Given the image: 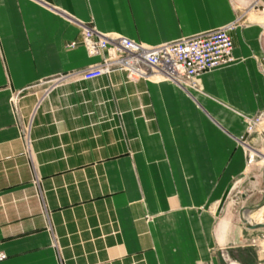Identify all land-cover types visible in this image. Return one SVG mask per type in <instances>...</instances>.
<instances>
[{"label": "crops", "instance_id": "0c3cea01", "mask_svg": "<svg viewBox=\"0 0 264 264\" xmlns=\"http://www.w3.org/2000/svg\"><path fill=\"white\" fill-rule=\"evenodd\" d=\"M251 16L235 62L195 90L83 80L101 61L83 25L152 48L236 23L233 0H0V264H264V228L243 221L264 224V207L225 204L264 166V135L248 133L264 113Z\"/></svg>", "mask_w": 264, "mask_h": 264}, {"label": "built area", "instance_id": "2783aa9c", "mask_svg": "<svg viewBox=\"0 0 264 264\" xmlns=\"http://www.w3.org/2000/svg\"><path fill=\"white\" fill-rule=\"evenodd\" d=\"M237 23L165 45L148 48L123 37H106L91 25H83L82 44L100 62L75 74L85 81L114 71H125L132 79H162L197 88L203 74L235 62L233 32ZM78 45L73 42L71 47ZM264 133V113L251 119L248 133ZM0 253V261L3 259Z\"/></svg>", "mask_w": 264, "mask_h": 264}, {"label": "rangeland", "instance_id": "374dc122", "mask_svg": "<svg viewBox=\"0 0 264 264\" xmlns=\"http://www.w3.org/2000/svg\"><path fill=\"white\" fill-rule=\"evenodd\" d=\"M255 1L257 0H233L236 7L238 8L239 14L243 16L236 22L237 26L244 23V19H247L250 12L252 13V20L259 19L262 22L264 21V0H261L258 4L252 5V3ZM185 87L195 90L199 89L198 87L194 88L189 84ZM250 120L251 119L248 120V123ZM257 133L264 135V133ZM260 161L261 160L258 159V163ZM248 199L249 201L246 202V207L255 208L256 210H254L253 212H257L264 207V166L261 164L256 165L255 169L252 172L248 173L246 177H244L234 185L229 199L225 204H234L235 211L238 212L239 209H241V207L244 205L245 201ZM224 207L226 208V205ZM225 208L223 211H225ZM262 221H264L263 218L260 220V222Z\"/></svg>", "mask_w": 264, "mask_h": 264}, {"label": "water", "instance_id": "95a60500", "mask_svg": "<svg viewBox=\"0 0 264 264\" xmlns=\"http://www.w3.org/2000/svg\"><path fill=\"white\" fill-rule=\"evenodd\" d=\"M256 210L255 208H252V209H248L246 210L245 212H249V211H254ZM244 223L246 225H248L249 229H252V230H258V229H262L264 228V224H259V225H249V222L246 220V219H243Z\"/></svg>", "mask_w": 264, "mask_h": 264}, {"label": "bare ground", "instance_id": "6f19581e", "mask_svg": "<svg viewBox=\"0 0 264 264\" xmlns=\"http://www.w3.org/2000/svg\"><path fill=\"white\" fill-rule=\"evenodd\" d=\"M260 1H261V0H257V1H256V4L260 3ZM211 133H213V132H211ZM251 158H252V161H251V162H253V160H254V158H255V154L251 153ZM255 217H256V216H255ZM260 217H261V216H260ZM247 219H248V220H249V219H252V217L250 216V217L247 218Z\"/></svg>", "mask_w": 264, "mask_h": 264}]
</instances>
